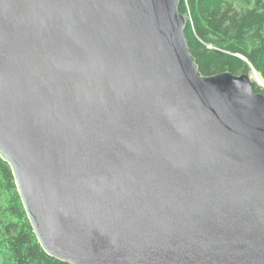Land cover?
Instances as JSON below:
<instances>
[{"label": "water", "instance_id": "obj_1", "mask_svg": "<svg viewBox=\"0 0 264 264\" xmlns=\"http://www.w3.org/2000/svg\"><path fill=\"white\" fill-rule=\"evenodd\" d=\"M180 4L0 0V158L49 256L264 264V94L199 72Z\"/></svg>", "mask_w": 264, "mask_h": 264}, {"label": "trees", "instance_id": "obj_2", "mask_svg": "<svg viewBox=\"0 0 264 264\" xmlns=\"http://www.w3.org/2000/svg\"><path fill=\"white\" fill-rule=\"evenodd\" d=\"M191 55L204 76L257 71L264 82V0H181ZM255 93L264 89L253 84ZM0 264H67L40 246L0 158Z\"/></svg>", "mask_w": 264, "mask_h": 264}, {"label": "rangeland", "instance_id": "obj_3", "mask_svg": "<svg viewBox=\"0 0 264 264\" xmlns=\"http://www.w3.org/2000/svg\"><path fill=\"white\" fill-rule=\"evenodd\" d=\"M248 74H250V78L252 77V79H253V81L251 80V82L253 83V84H256V87L257 88H263V87H261V86H259V85H261V83L259 82V80L258 79H256V77H255V75L252 73V70L248 73ZM260 75V74H259ZM261 76V75H260ZM262 78V77H261ZM256 79V80H255ZM263 80V79H262ZM257 82H259V85L257 84ZM264 83V82H263ZM264 89V88H263ZM258 93H263L262 91H260V90H258L257 91ZM264 94V93H263Z\"/></svg>", "mask_w": 264, "mask_h": 264}, {"label": "bare ground", "instance_id": "obj_4", "mask_svg": "<svg viewBox=\"0 0 264 264\" xmlns=\"http://www.w3.org/2000/svg\"><path fill=\"white\" fill-rule=\"evenodd\" d=\"M250 79L253 81L252 77ZM257 79L259 80L260 83H262V78L260 76H257Z\"/></svg>", "mask_w": 264, "mask_h": 264}]
</instances>
